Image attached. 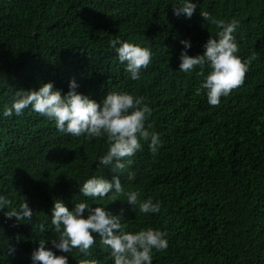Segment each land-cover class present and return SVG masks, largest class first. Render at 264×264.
Listing matches in <instances>:
<instances>
[{"label": "trees", "instance_id": "trees-1", "mask_svg": "<svg viewBox=\"0 0 264 264\" xmlns=\"http://www.w3.org/2000/svg\"><path fill=\"white\" fill-rule=\"evenodd\" d=\"M194 2L197 9L186 18L173 14L178 0H0V109L17 91L51 81L66 93L75 79L77 91L98 102L110 91L144 97L152 109L146 126L162 141L156 153L142 141L119 174L125 190L138 191L141 202L152 197L161 203L159 213H139L124 196L109 201L80 192L93 174L108 179L118 174L97 168L106 138L62 134L30 109L0 116V194L13 206L26 199L33 209L28 223L0 212V264H31L41 238L51 246L55 233L49 225L58 198L70 209L81 200L117 214L123 208L127 231L166 230L168 248L153 250L152 264H264V0ZM200 10L238 20V55L256 53L244 82L218 106L208 104L205 92L196 94L201 78L195 71L178 69L181 39H190L189 55L202 54L218 31ZM117 37L154 53L139 80L130 78L126 62L109 47ZM8 244L16 246L14 254L7 253ZM63 254L68 264L80 259L113 264L97 246L88 257L78 249Z\"/></svg>", "mask_w": 264, "mask_h": 264}, {"label": "clouds", "instance_id": "clouds-1", "mask_svg": "<svg viewBox=\"0 0 264 264\" xmlns=\"http://www.w3.org/2000/svg\"><path fill=\"white\" fill-rule=\"evenodd\" d=\"M196 9L197 2L194 0H178V3H174L173 14L191 18ZM200 15L218 31L205 42L202 54L189 55L191 41L181 39L184 47L180 52L178 69L189 75L195 71L201 78L196 94L205 92L208 104L218 106L222 96L227 97L244 82L256 53L246 59L238 55L239 45L234 36L239 26L238 20L218 19L203 10H200ZM109 47L114 49L122 64L126 62L125 71L132 80L141 78V69L149 66L154 55L149 47L119 37L111 39ZM77 88V81L72 79L66 93L55 88L51 81L43 83L38 89L17 91L11 104L0 109V116H19L25 109H30L52 120L62 134L74 137L84 135L88 139L106 138L108 148L96 159L97 168L108 167L118 174L111 179L93 174L80 184V192L89 198L103 199L107 196L109 201L124 196L126 200L122 201H126L134 210L138 206L139 213H159V200L153 201L152 197H148L141 202L138 191L125 190L119 175L124 174L126 167L132 163L131 158L141 150L142 141L148 143L153 153L162 144L159 134L150 130L151 124L146 126L151 107L144 102V97L131 92L110 91L98 102L77 91ZM86 210L87 215H84ZM0 212L6 218H15L17 223H28L33 216V209L26 199L13 206L12 200L3 194H0ZM123 212V208L117 214L105 206L92 207L87 200L77 202L70 209L62 199H56L49 225L55 238L51 239L50 247H46V239L39 240L38 247L31 253V264H68V256L63 253L78 249L88 257L90 249L95 246L107 251L113 264H152L153 250L168 248L167 231L152 227L127 231V225L122 224ZM45 229V223L41 222L39 233H44ZM57 250L62 254L58 255ZM15 251L16 246L8 244L7 253L11 255ZM78 264H97V261L80 259Z\"/></svg>", "mask_w": 264, "mask_h": 264}]
</instances>
